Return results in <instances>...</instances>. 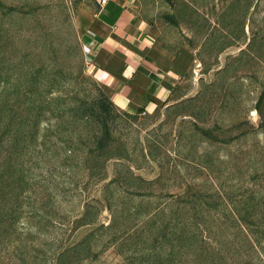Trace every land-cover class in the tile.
<instances>
[{"label":"rangeland","instance_id":"374dc122","mask_svg":"<svg viewBox=\"0 0 264 264\" xmlns=\"http://www.w3.org/2000/svg\"><path fill=\"white\" fill-rule=\"evenodd\" d=\"M162 76L87 57L97 0H0V264H264V0H126Z\"/></svg>","mask_w":264,"mask_h":264},{"label":"crops","instance_id":"0c3cea01","mask_svg":"<svg viewBox=\"0 0 264 264\" xmlns=\"http://www.w3.org/2000/svg\"><path fill=\"white\" fill-rule=\"evenodd\" d=\"M96 13L87 49L93 72L124 95L154 99L152 86L163 82L158 67L151 70L154 60L147 28L135 23L126 0H107Z\"/></svg>","mask_w":264,"mask_h":264},{"label":"built area","instance_id":"2783aa9c","mask_svg":"<svg viewBox=\"0 0 264 264\" xmlns=\"http://www.w3.org/2000/svg\"><path fill=\"white\" fill-rule=\"evenodd\" d=\"M107 0H97L98 5L101 7L106 3Z\"/></svg>","mask_w":264,"mask_h":264}]
</instances>
